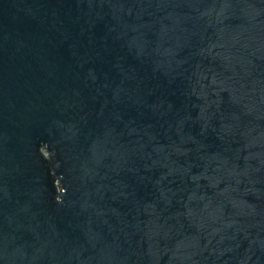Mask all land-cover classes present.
<instances>
[{
	"label": "water",
	"instance_id": "obj_1",
	"mask_svg": "<svg viewBox=\"0 0 264 264\" xmlns=\"http://www.w3.org/2000/svg\"><path fill=\"white\" fill-rule=\"evenodd\" d=\"M0 264H264V0H0Z\"/></svg>",
	"mask_w": 264,
	"mask_h": 264
}]
</instances>
